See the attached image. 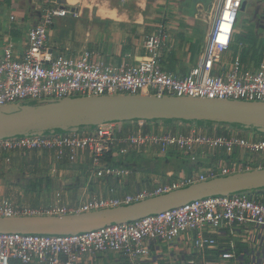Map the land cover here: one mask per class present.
Here are the masks:
<instances>
[{"label": "built area", "instance_id": "1", "mask_svg": "<svg viewBox=\"0 0 264 264\" xmlns=\"http://www.w3.org/2000/svg\"><path fill=\"white\" fill-rule=\"evenodd\" d=\"M244 2L219 0L203 56L185 77L166 72L160 64L161 51L167 38L162 28L145 39L143 49L146 57L137 65H109L105 61L94 60L95 54L91 51L76 57L54 54L49 46V33L55 20L67 16L78 18L79 13L67 7L45 8L39 23L28 31L22 51L10 41H6L2 48L0 110L26 102L103 95L264 101V59L257 69H250L242 58L244 44L234 45L238 16ZM140 124L143 128V122ZM192 124L189 134L165 130H139L136 134H125L120 125L108 124L74 132L16 137L0 141V153L48 151L54 153L57 162L65 160L73 165L84 152H88L92 179L130 176L128 168L110 165L106 158L117 151L118 155L125 156L132 147H152L162 155L185 152L192 156L193 162L217 150L225 151L228 156L237 151L264 155V139L248 140L238 135L213 136ZM259 169H264L262 161L256 163V170ZM242 170L237 167H213L171 183L138 190L123 198L94 197L77 206L61 205L62 196L58 194L57 203L44 210L16 206L6 198L0 202V218L97 212L230 176ZM246 170L252 171L253 168L248 165ZM53 173H56L55 166ZM247 224L256 229L250 233L253 243L261 245L264 237V195L255 197L243 193L210 197L132 223L112 225L84 234L41 236L0 233V264H80L83 258L95 262L101 255L109 253L122 255L127 264H146L147 260L154 258L150 246L153 242L173 244L184 234L192 232L196 234L195 247L204 251L217 243L213 236L205 233L208 227L217 231L223 227ZM221 258L235 260L236 256L233 251H222ZM259 262L264 264V254L257 259L253 254L251 264ZM204 264L223 262L214 259Z\"/></svg>", "mask_w": 264, "mask_h": 264}, {"label": "crops", "instance_id": "2", "mask_svg": "<svg viewBox=\"0 0 264 264\" xmlns=\"http://www.w3.org/2000/svg\"><path fill=\"white\" fill-rule=\"evenodd\" d=\"M183 1L76 0L70 2L67 0L65 7L79 13V17L57 18L49 33V46L57 55L76 57L91 51L95 54L94 60H102L109 65L119 66L125 63L137 65L146 57L143 49L145 39L162 28L167 38L165 47L161 51L160 64L166 72L185 77L199 63L198 61L193 63L194 56L200 55L201 58L203 56L212 26L208 20L209 9L216 0L211 1L206 11L202 9V3H197L199 9L195 10L181 8ZM248 1L245 0L247 4ZM60 3L62 0H0V53L6 41L12 42L19 51H22L26 45L28 31L39 23L42 10L50 7L60 8L62 7ZM254 3V15L244 27L242 24L237 27L234 34V45L237 47L241 43L244 44L242 58L250 69H257L264 59V25H260L259 22L260 17L264 21V0H254ZM3 7L17 8L18 11L11 9L5 12ZM12 17H15V20H12ZM248 39H253V42H248ZM140 123L121 127L125 134H136L139 130L157 132L165 130L177 134H189L193 128V124L186 123L143 122V129ZM194 125L213 136L238 135L248 140L264 139L263 136H257L263 133L235 126L198 123ZM154 150L155 148L149 150V147H132L125 156L118 155V151L115 155L108 156L106 162L110 165L126 167L131 171L130 176L117 180L90 178L91 157L88 152H84L73 165L65 160L57 162L54 153L48 151L0 153V202L7 198L16 206L44 210L54 206L58 201V194H61V205L77 206L94 197L123 198L138 190L171 183L189 175L203 173L213 167L225 166L231 169L237 167L239 170L248 166L249 161V166L256 170L257 162L264 163V155H260L255 157V160H245L244 163L231 166L237 161V157L243 158L249 152L237 151L232 156H228L225 151L217 150L213 153L209 152L205 157H199L194 162L202 165L196 172L191 171L187 175L182 172V175L177 174L178 178H176L174 171L164 173L147 164L141 166L132 161L142 156L153 158ZM204 160L205 163L202 162ZM220 163L222 165L219 166ZM253 195H264V191L255 192ZM39 196L40 199L44 197L42 207H33L26 203ZM252 230L256 229L251 224L223 227L217 231L208 227L205 233L213 236L217 243L204 251L195 247L196 234L192 232L184 234L173 244L153 242L150 246L154 258L147 260L146 264L177 262L194 264L190 259L193 256L201 264L214 259H220L223 264H251L253 254L254 259L264 254V237L261 245L253 243L250 234ZM222 251H233L236 259H222ZM109 254L116 255L114 257L109 255L108 260L112 262L111 264H127L122 255ZM106 255H101L95 262L83 258L80 264H107Z\"/></svg>", "mask_w": 264, "mask_h": 264}, {"label": "water", "instance_id": "3", "mask_svg": "<svg viewBox=\"0 0 264 264\" xmlns=\"http://www.w3.org/2000/svg\"><path fill=\"white\" fill-rule=\"evenodd\" d=\"M61 2V1H60ZM67 0H62L65 7ZM244 2L241 11H245ZM207 123L264 132V101L211 100L156 95L69 97L0 110V141L48 132H74L101 125L137 122ZM118 179V178H114ZM264 191V169L200 182L139 202L86 214L0 218V233L41 236L84 234L210 198Z\"/></svg>", "mask_w": 264, "mask_h": 264}, {"label": "rangeland", "instance_id": "4", "mask_svg": "<svg viewBox=\"0 0 264 264\" xmlns=\"http://www.w3.org/2000/svg\"><path fill=\"white\" fill-rule=\"evenodd\" d=\"M202 4L201 6H203V10H208V1L209 0H201ZM218 1V0H216ZM216 1L214 2V4L212 5V7L209 9V22L212 23V19H214V16L216 14V10L218 8L219 2L216 3ZM216 3V4H215ZM181 8H186L189 10H195V9H199V6L197 7V3L194 2V0H184L181 5ZM10 8V7H9ZM8 7H3V9L5 10V12H9L11 11H18L17 8L13 9ZM255 13V3L254 0H249L246 10L245 11H240L239 12V16H238V23L236 25V28L239 27L241 24L243 25L242 27H244L245 24H248L249 19L251 16H253ZM201 59L200 55H196V57L194 56L193 59V63H197V61L199 62ZM26 104L31 105L30 102H26ZM23 105V104H22ZM212 125V124H211ZM217 125V124H216ZM217 126H222L220 124H218ZM247 130V129H245ZM207 133V132H205ZM209 134V133H207ZM224 135V134H223ZM256 136V135H255ZM258 137H261L264 135H257ZM256 139V138H255ZM260 139V138H257ZM152 149V147H149V150ZM248 155L245 154V156H240L237 157V161L235 163H232V165H237L239 163H244L245 160H255V157H260V154H253V153H247ZM154 157L153 158H146L145 156L139 157V158H134L132 161L135 162L137 165H141L143 166L144 164H147L148 166H150L151 168H157V171H164V173H167L168 171H174V173L180 174L182 175V172H184V174L187 175V173H191V171H197L198 168H200L202 165L198 164V163H194L192 160V156L185 153V152H181L178 153V155H173L172 153H168L166 155H162L160 154L157 150H154L153 153ZM132 157V156H131ZM132 159V158H131ZM244 159V160H243ZM203 163L206 162V160L202 161ZM249 163V164H248ZM247 165H250V162L248 161ZM222 165L221 163L219 164V166ZM133 172H135L134 170H132ZM246 166L243 168L242 172H246ZM165 176V175H164ZM4 180V179H3ZM247 194V193H246ZM43 201H44V197L42 199H40V196L36 199H31L28 200L26 203L29 204L30 206L33 207H42L43 205ZM109 255H112L113 257L116 256L114 254H107L106 258H105V262H107V264H111L112 262H109L108 259ZM261 255H259L258 257H260ZM190 259H192L194 261V264H201V262L199 260L196 259L195 256L190 257ZM258 264H261L260 262Z\"/></svg>", "mask_w": 264, "mask_h": 264}, {"label": "trees", "instance_id": "5", "mask_svg": "<svg viewBox=\"0 0 264 264\" xmlns=\"http://www.w3.org/2000/svg\"><path fill=\"white\" fill-rule=\"evenodd\" d=\"M211 1L212 0H209L208 1V3L210 4L211 3ZM194 2H196V3H202V1L201 0H194ZM247 40V39H246ZM245 40V41H246ZM251 39H248V42H253V39L250 41ZM255 40V39H254ZM48 102H51V101H48ZM37 103H31V105L32 106H34V105H36ZM154 123V122H153ZM169 123H172L171 121H169ZM186 124H192L191 122H187ZM198 124H207V123H203V122H200V123H198ZM209 125H211V124H209ZM213 125V124H212ZM222 126H225V125H222ZM235 127H237V128H241V129H248V130H253V131H255V132H259V133H263V135H264V132H263V130H260V129H256V128H246V127H244V126H236L235 125ZM48 133H65V132H48ZM47 134V133H46ZM175 134H177L176 132H175ZM173 155H178L177 153L175 154V153H172ZM176 178H178V176L176 175L175 176ZM258 191H261V190H258ZM258 191H256V192H258ZM247 194H249L250 196H254L253 195V193H250V192H247ZM260 196H262V195H260ZM256 197V196H255Z\"/></svg>", "mask_w": 264, "mask_h": 264}, {"label": "flooded vegetation", "instance_id": "6", "mask_svg": "<svg viewBox=\"0 0 264 264\" xmlns=\"http://www.w3.org/2000/svg\"><path fill=\"white\" fill-rule=\"evenodd\" d=\"M260 15V14H259ZM260 25L263 24L264 25V21L262 20V18L260 17L259 19Z\"/></svg>", "mask_w": 264, "mask_h": 264}, {"label": "bare ground", "instance_id": "7", "mask_svg": "<svg viewBox=\"0 0 264 264\" xmlns=\"http://www.w3.org/2000/svg\"><path fill=\"white\" fill-rule=\"evenodd\" d=\"M70 2H75L76 0H69Z\"/></svg>", "mask_w": 264, "mask_h": 264}]
</instances>
